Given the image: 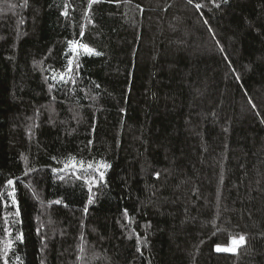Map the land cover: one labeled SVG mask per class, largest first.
Segmentation results:
<instances>
[{"label": "trees", "instance_id": "trees-1", "mask_svg": "<svg viewBox=\"0 0 264 264\" xmlns=\"http://www.w3.org/2000/svg\"><path fill=\"white\" fill-rule=\"evenodd\" d=\"M71 40L101 55L64 85ZM9 241L8 264H264V0H0V264Z\"/></svg>", "mask_w": 264, "mask_h": 264}, {"label": "snow or ice", "instance_id": "snow-or-ice-1", "mask_svg": "<svg viewBox=\"0 0 264 264\" xmlns=\"http://www.w3.org/2000/svg\"><path fill=\"white\" fill-rule=\"evenodd\" d=\"M99 2H100V0H89V7H91L92 4L99 3ZM117 2H118V0H117ZM189 3H192V0H189ZM196 7H197V9H199L201 7V5L197 4ZM62 15L67 16L68 13L64 12V13H62ZM205 23H207V21H205ZM210 31H211V29H210ZM80 35L83 36V32H81ZM68 44H69V51L72 53V55L68 56V53L67 52L65 53V55L67 56V66H66L65 71L60 72L58 77L56 75H53L51 77L54 81H57L58 83H62L64 85H68L69 83H72V84L76 83V81L73 77V74H72L73 73V67H74L73 60L79 54V51L81 49L89 55H93V54L97 55V56L101 55V53L94 51V49L90 48L87 44L80 43L79 41L71 40L68 42ZM75 67L78 68L79 65L76 64ZM52 86H54V85H52ZM97 87H99V85H97ZM53 159H55V158H53ZM109 167H110L109 164H107L106 162L101 160V161H97V162H89L87 164V167L85 168L83 161L77 162L75 157H70L69 160L67 162H65L63 168H61V169H55L54 168V169H52V171L53 172H60V171H64L65 169L80 168L84 172L87 173V175L89 176L88 182L91 184V183H94L96 181H104L105 170L108 169ZM14 183L15 182L12 179H8L6 181V184L8 186H13L12 191L10 193H8V195L11 196V203L12 204H16ZM89 191H91V189H89ZM88 202L92 203L91 197L89 198ZM56 203H60V201H56ZM85 211H87V209H85ZM19 214H20L19 213V207L17 206L15 215L19 216ZM125 215H127V210H125ZM16 239L19 241H23V239H24L23 234L20 233L19 235H17ZM245 242H246V239H245L244 235L231 237L228 246L221 247L220 245H217L216 250L235 253L237 251V248L242 246ZM10 248H11V241H9L4 247V252H3V256L5 257L4 264H8L6 257L8 255V251L10 250ZM17 259H19V257H17Z\"/></svg>", "mask_w": 264, "mask_h": 264}, {"label": "rangeland", "instance_id": "rangeland-1", "mask_svg": "<svg viewBox=\"0 0 264 264\" xmlns=\"http://www.w3.org/2000/svg\"><path fill=\"white\" fill-rule=\"evenodd\" d=\"M70 170V169H69Z\"/></svg>", "mask_w": 264, "mask_h": 264}]
</instances>
